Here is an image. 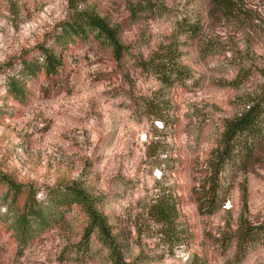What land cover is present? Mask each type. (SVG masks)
Instances as JSON below:
<instances>
[{
    "label": "rangeland",
    "instance_id": "rangeland-1",
    "mask_svg": "<svg viewBox=\"0 0 264 264\" xmlns=\"http://www.w3.org/2000/svg\"><path fill=\"white\" fill-rule=\"evenodd\" d=\"M225 2L0 0V174L39 200L80 185L98 198L114 246L85 238L74 204L19 240L24 194L0 181V264H264V235L236 240L264 229V127L222 157L227 124L264 97V0ZM76 11L106 19L122 49L92 35L62 49L56 37ZM42 48L61 52L57 72L22 75L21 61H41ZM163 71L181 76L163 84ZM9 79L20 80L18 97ZM212 185L208 211L197 196ZM157 196L175 206L169 222L158 220Z\"/></svg>",
    "mask_w": 264,
    "mask_h": 264
},
{
    "label": "trees",
    "instance_id": "trees-1",
    "mask_svg": "<svg viewBox=\"0 0 264 264\" xmlns=\"http://www.w3.org/2000/svg\"><path fill=\"white\" fill-rule=\"evenodd\" d=\"M211 1L218 10H222L226 7V0ZM146 5L147 6L143 7L145 8L153 4L148 2ZM89 35L99 38L114 52H119V50L122 49V45H120L118 41L117 29L111 26L106 19L84 11L74 12L71 17L64 22L60 29V33L56 37V42L62 49H65L66 43L74 41V38H87ZM59 53L61 52H57L53 48H42L41 61H21V74H33L38 68H43L47 74L57 72L58 67L62 64V56ZM172 73L173 72L170 71L160 72L161 82L163 84H170L174 78L181 76V74H175V76L174 73ZM7 89L14 97H18L23 92L19 79H9ZM153 113L154 120H164L163 108L158 107ZM263 127L264 97L251 101L239 116L227 124L223 144V161L227 159L232 151L231 148L233 144L244 146V142H247V140L253 144L256 139L263 134ZM219 170L220 168L215 169L216 175ZM0 181L6 184V193H11L13 198H16L19 194H24L23 205L20 210H17L15 213L13 224L19 240H27L37 231L45 229L58 215H62L63 210L68 207L69 204H74L80 207L88 220L85 228V238L92 232H95L100 241L113 250L114 246L109 239L106 218L97 210L96 205L98 198L90 196L80 185L72 183L70 185L58 186L54 189L47 190L44 197L39 200L36 197V191L31 188L29 189V186L16 183L4 174H0ZM212 183L217 182L213 181ZM214 185L206 192L207 194L203 193L201 196H197L200 208L207 205L208 211H212L210 207H214V203L217 199ZM154 207L158 220L164 222H169L175 213L174 204L164 200L163 196H157ZM261 228L262 227L255 226L242 229V232L236 237L237 243L241 245L243 242L250 243L251 241L262 238L264 229Z\"/></svg>",
    "mask_w": 264,
    "mask_h": 264
}]
</instances>
